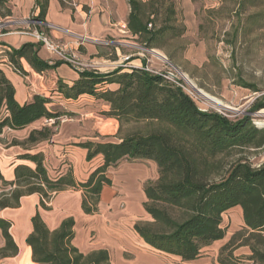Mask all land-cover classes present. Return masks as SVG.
Segmentation results:
<instances>
[{"label": "trees", "instance_id": "16d2710c", "mask_svg": "<svg viewBox=\"0 0 264 264\" xmlns=\"http://www.w3.org/2000/svg\"><path fill=\"white\" fill-rule=\"evenodd\" d=\"M8 1L0 0L1 16L11 15ZM126 2L129 39L146 49H164L168 37L181 33L172 23L176 14L172 0ZM34 3L39 8L36 20L44 21L48 0ZM6 54L19 72L17 60L23 57L38 74L48 78V87L66 98L89 94L106 101L110 108L105 115L117 120L118 140L76 143L86 149V159L102 156V163L83 181H77L70 170L50 177L41 152L22 153L19 158L24 163L14 167V179L6 182L11 188L0 195V208L16 206L21 196L32 193L40 195V204L45 208L44 199L48 200L52 193L80 189L83 212L93 214L102 187L111 184L106 176L109 167L123 159H151L156 164L157 177L144 184L142 204L150 220L133 225L147 245L182 261L194 260L206 246L225 236L222 215L238 206L243 226L220 247L217 264H239L244 257L236 252L241 247L248 248L245 258L251 264H264V161L254 166L242 155L244 150L264 147V125H256L249 115L231 119L223 113L200 110L178 80L166 72L146 70L144 65L103 73L78 70V77L67 84L56 77L55 65L37 56L31 43ZM167 58L171 59L169 55ZM111 84L116 87H107ZM48 102L49 97L35 93L20 104L14 86L0 69V135L6 128L21 129L39 119L54 118L57 123L62 113L50 110ZM260 108H264V98L251 106L252 111ZM137 121L154 126L121 131L123 124ZM50 135L51 129L44 125L30 130L24 141L14 144L32 145ZM30 221L32 229L25 239L29 263L111 264L107 249L82 252L73 245L72 216L62 219L53 229L38 211ZM9 227V221L0 219L2 257L18 251Z\"/></svg>", "mask_w": 264, "mask_h": 264}, {"label": "crops", "instance_id": "0c3cea01", "mask_svg": "<svg viewBox=\"0 0 264 264\" xmlns=\"http://www.w3.org/2000/svg\"><path fill=\"white\" fill-rule=\"evenodd\" d=\"M77 1L78 4L73 11L65 5L64 0L63 2L61 0H48L44 21H39L36 20L39 8L35 5L34 0H9L8 6L11 15H0V22H5L13 17L16 19L15 21L10 20L0 32V48H2L0 51V69L14 86L15 98L20 104L35 93L44 95L49 97L48 108L54 112L62 113L61 116L65 117L62 121L58 120L55 125H46L51 129L50 137L30 145L22 153L41 152L43 163L50 177L59 176L70 170L77 181H83L96 166L102 163V156L96 155L88 160L86 159V149L76 145V143L85 140H118L116 136L117 120L103 114L109 110L110 105L106 101L89 94H81L76 98H66L48 87L49 85L46 84L48 78L38 74L23 57L17 60V65L21 69L19 72L11 66L6 54V52L17 49L24 43H31L40 59L50 65H55L56 77L67 84H71L78 77L79 67H75L65 59L50 53L42 43L22 33L24 27L21 26L20 20L31 18L32 27L44 30L53 40L63 43L68 49V54L74 55L77 59H88L96 63L98 60L105 61V55L97 49L94 41L87 40L78 44L79 38L76 35L99 38L104 32H107L110 29L109 25L114 24L110 20L108 6H105L102 0ZM108 1H110L115 17H120V22H123L122 25L125 26L121 31L128 33L126 22L129 8L126 0ZM81 3L89 5L88 11L80 9ZM96 6L102 10L101 13L96 12ZM191 16L192 10L190 9L188 17L191 18ZM47 25H52V27H47ZM125 36L130 37L129 35ZM125 40L128 39L118 38L116 43L119 46H126L120 43V41ZM95 69L100 70L97 67ZM124 70L126 69L124 68ZM107 87L114 88L116 86L111 84ZM43 120L33 121L21 129H6L12 132L25 130L21 137L23 140L14 139L22 142L30 130L44 126ZM106 123L110 127L101 133L100 127H105ZM96 133L100 134L101 137ZM22 153L10 160L8 168L11 169L13 175L8 180H4L5 183L14 179V167L24 163V159L19 158ZM28 165L31 167L30 164ZM153 171L155 177L151 178ZM116 173L117 176H115ZM106 176L111 180V184L102 187L98 208L93 214L83 212L81 208L82 191L80 189H67L52 193L48 202L44 201L45 208L41 206V198L37 193L21 196L16 206L0 208V211L4 212L0 219L10 222L9 232L18 247L15 255L0 256V258L17 257L20 249L16 241L17 238L22 239V242L25 243L26 252L28 246L25 239L32 229L30 219L36 211L51 229L56 228L62 219L72 216L74 219L73 245L82 252L100 248L107 249L111 264H136L135 261L140 252L150 254L157 259L160 256L178 258L154 250L144 242L133 228L137 221L150 220V216L145 212L142 205L145 200L143 186L148 180L156 179L157 167L155 162L151 159H123L116 166L109 167ZM5 188L3 191H7L11 186L7 184ZM223 238L214 241L204 249L212 248L213 244L223 240ZM228 239L224 240L220 247ZM3 245L2 237L0 248ZM179 260L181 259L179 258Z\"/></svg>", "mask_w": 264, "mask_h": 264}, {"label": "rangeland", "instance_id": "374dc122", "mask_svg": "<svg viewBox=\"0 0 264 264\" xmlns=\"http://www.w3.org/2000/svg\"><path fill=\"white\" fill-rule=\"evenodd\" d=\"M102 1L105 6H108L109 17L114 24L109 25L110 29L101 37L84 39L81 43L87 40L94 41L97 49L105 55V61L98 60L96 63L70 56L71 60L91 64L93 67L88 66L87 70L102 73L116 68L128 70V65H144L149 71L171 72L182 81L183 76L186 80H184L186 85L184 92L194 100L200 110L223 113L231 119L249 115L256 125H264V114L258 113L261 108L251 110V106L256 101L264 98V0H172L176 10L175 20L172 23L181 33L168 37L164 49H146L132 41L134 39L127 38L125 35L130 33L121 31L125 26L122 25L123 22H120V17H115L110 1ZM64 3L74 11L78 1L64 0ZM89 8L88 4L81 3L80 9L88 11ZM190 9L192 10L191 18L188 17ZM96 12L101 13L102 10L96 6ZM15 19L13 17L10 20L15 21ZM25 20H31V18L20 20L24 30L28 26L32 27ZM118 38L128 39L120 41L126 46H119L116 43ZM124 55L129 57L128 60H123ZM168 55L171 57L170 60L167 58ZM96 67L100 70L95 69ZM242 82L247 83L248 86H242ZM202 92L219 100L223 106H215L202 95ZM103 114L105 115V112ZM153 126L145 121L130 122L123 124L121 131L145 130ZM109 127L107 123L105 127L101 126V133L107 131ZM24 133L25 130L12 132L5 129L0 136V195L7 186L4 180H8L13 175L8 168L10 160L25 151V148L30 147L29 144L11 145L14 144V139L23 140L21 137ZM96 135L101 137L100 134L96 133ZM242 155L257 166L264 161V147L256 151L244 150ZM154 177L153 171L151 178ZM48 200L44 199L45 202ZM3 213L0 211V216ZM222 220L225 238L213 244L212 248L203 249L201 256L195 261H182L170 256H160L157 259L150 254L140 252L135 263L217 264L216 258L220 245L243 226L240 208L233 207L227 210L223 213ZM16 241L20 246L17 257L0 258V264H31L30 258L29 261L26 260L25 243L18 238ZM248 252L247 247L237 250L236 253L244 257L239 264H251L245 258Z\"/></svg>", "mask_w": 264, "mask_h": 264}, {"label": "built area", "instance_id": "2783aa9c", "mask_svg": "<svg viewBox=\"0 0 264 264\" xmlns=\"http://www.w3.org/2000/svg\"><path fill=\"white\" fill-rule=\"evenodd\" d=\"M10 21V19H7V21L0 23V31L3 30L6 27V24ZM27 23L32 22V20H25ZM37 22V21H36ZM47 27H52V25H47ZM54 27V26H53ZM22 33L32 37L35 41L40 42L43 44V46L50 52L53 54H56L57 56H59L60 58L65 59L66 61L72 63L75 67H79V70H84L86 69L88 66H90L91 64H87V63H83L79 60H71L70 56L75 57L74 55H70V53L68 54V49L66 48L65 45H63V43L57 41V40H53L44 30L42 29H38L36 27H26V29L22 31ZM78 36V44L79 42H82L84 39H88V37H85L83 35H77ZM80 40V41H79ZM123 60H128V56L124 55ZM127 66V65H126ZM134 66V65H128V68ZM146 70H148L145 67ZM151 71V70H150ZM169 76L175 78L176 80H178L180 82V86L183 88V90L185 89V78L182 76L183 81L181 79H179L177 76H174L171 72L168 73ZM181 80V81H180ZM186 81V80H185ZM59 121L63 120V116H59L57 118ZM55 120L54 118H45L43 120L44 125H48V126H52L55 125Z\"/></svg>", "mask_w": 264, "mask_h": 264}, {"label": "bare ground", "instance_id": "6f19581e", "mask_svg": "<svg viewBox=\"0 0 264 264\" xmlns=\"http://www.w3.org/2000/svg\"><path fill=\"white\" fill-rule=\"evenodd\" d=\"M202 95H203L205 98H207L210 102H212L215 106H218V107L223 106V104H222L219 100H217V99H215V98L209 96L208 94L202 92ZM213 104H212V105H213ZM258 113H259V114H264V108H261V110H259Z\"/></svg>", "mask_w": 264, "mask_h": 264}]
</instances>
